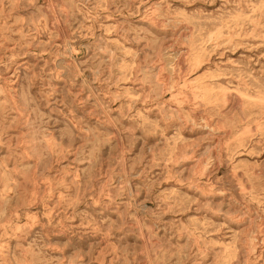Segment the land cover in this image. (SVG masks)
Masks as SVG:
<instances>
[{"label":"rangeland","instance_id":"374dc122","mask_svg":"<svg viewBox=\"0 0 264 264\" xmlns=\"http://www.w3.org/2000/svg\"><path fill=\"white\" fill-rule=\"evenodd\" d=\"M0 264H264V0H0Z\"/></svg>","mask_w":264,"mask_h":264}]
</instances>
